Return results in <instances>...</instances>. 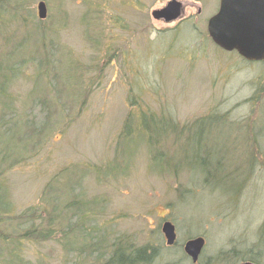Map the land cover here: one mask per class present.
Instances as JSON below:
<instances>
[{
  "label": "rangeland",
  "instance_id": "rangeland-1",
  "mask_svg": "<svg viewBox=\"0 0 264 264\" xmlns=\"http://www.w3.org/2000/svg\"><path fill=\"white\" fill-rule=\"evenodd\" d=\"M169 1L0 0L1 74H26L11 88L20 103L39 97L48 120L62 116L36 159L1 177L4 201L19 213L38 204L46 185L57 186L63 203L88 206L81 225L102 229L104 247L127 241L156 249L154 264H192L183 245L202 238L196 264L232 249L259 252L255 264H264V62H245L211 42L206 25L220 0H176L178 21L153 20ZM14 7L29 26H16L9 39ZM30 14L40 26H31ZM17 61L26 62L25 72L9 70ZM206 116L217 119L188 134ZM76 177L78 186L66 190ZM0 215V264L10 257L104 261L97 253L82 260L76 248L68 254L61 232L56 241L23 240L16 255ZM164 221L175 229L172 247L160 232ZM104 247L100 253L114 250Z\"/></svg>",
  "mask_w": 264,
  "mask_h": 264
},
{
  "label": "trees",
  "instance_id": "trees-1",
  "mask_svg": "<svg viewBox=\"0 0 264 264\" xmlns=\"http://www.w3.org/2000/svg\"><path fill=\"white\" fill-rule=\"evenodd\" d=\"M11 12L12 14L9 15V27L11 28L9 31V39H13L11 34H15L14 28H16V26L23 28L29 26L24 24L26 19L21 16V12L18 9L14 7ZM29 17L34 24L35 19L31 18V14ZM1 19L2 17H0V21ZM40 25V23H37L31 26ZM16 29L19 28L17 27ZM25 66L26 62L17 61L9 70H11V72H16L18 70L19 72L22 70L25 72L26 69H23ZM33 66L35 69V61H33ZM3 71L4 68L0 65V179L8 170L10 172L14 168L22 164H29L30 161L36 159V155L42 152L41 147L45 139L50 133L55 131L62 118L61 116L57 120H51V117V119L48 120V117H45V110L48 107L45 103L46 100H41L39 97L31 101L30 106L22 105L20 103L21 94L18 91L14 93L11 92V88L18 82L19 78H21V81L23 79L25 80L26 74H1ZM41 75L44 76V74ZM32 77L38 76L34 73ZM21 81H19V83ZM26 83L27 80L24 84ZM8 90L9 97L6 92ZM54 95L57 96V93L54 92ZM48 104L50 105V103ZM207 119H211L213 122V120L217 118L213 116L200 118L196 121L195 125L189 128L188 134L191 130H197V127L202 128V123ZM168 122L167 120V123ZM262 132L263 131L260 133V131H258L257 134L262 136ZM32 149L35 151L33 152ZM182 163L183 161L181 162L180 159L178 164L181 165ZM184 165L186 167L187 162L186 164L184 162ZM216 166L219 167L220 163H217ZM66 172L67 170L63 171L61 176L63 177ZM66 186L68 187H66V190L69 188L74 189L75 186H78V178L76 177L74 185L68 184ZM49 187L50 189L46 185V188L43 189L44 191L42 190L37 205L26 207L19 213H16L15 208H13L10 203L8 205L4 201L5 195L1 191V189H3V183L2 180H0V191L2 193L0 194V213L2 217L7 220L4 222L9 223V245L13 246L12 251L16 255L17 253L19 254L20 247L24 242L23 240H49L54 238L56 241L59 232H61L62 243L65 245L68 254H73L72 252L76 248L79 250L80 257H83L82 260H87L92 257L94 253H97L101 262L103 261L102 258H104L102 264H154L157 256L156 249L149 250L147 247H133V245L127 241H124V243H122V241H114L113 245L110 244L109 247H104L107 245V240L109 238L102 229H98L97 231L92 229L90 233L89 230H86L81 225V218L91 216L87 214L89 211L86 207L88 206L85 207L80 205V203L77 205L72 203L65 204L63 203L64 196H59L54 193L55 190L57 193L59 192L57 186L49 185ZM50 204H52L53 207L48 211V207L46 206ZM59 208L61 209L59 210ZM74 211L75 214H72ZM8 212L9 220L6 218L8 217L6 214ZM42 214H46L49 220L43 219L44 216ZM75 215L77 216L74 217ZM58 227L60 228L57 230ZM89 237L91 243L87 244V238ZM102 247L105 249H110L111 247L114 250L110 254L100 253L99 251ZM86 249L90 250L89 253L85 251ZM258 255L259 252H254L253 250L243 249L238 251L232 249L230 251L220 252L212 264H240L244 262L255 264L258 261ZM17 259L10 257L9 264H21V261ZM209 262L210 259L205 263L209 264Z\"/></svg>",
  "mask_w": 264,
  "mask_h": 264
},
{
  "label": "water",
  "instance_id": "water-1",
  "mask_svg": "<svg viewBox=\"0 0 264 264\" xmlns=\"http://www.w3.org/2000/svg\"><path fill=\"white\" fill-rule=\"evenodd\" d=\"M37 14L39 19L45 18L43 2L37 4ZM182 15L181 3L170 0L163 8L152 11L151 18L169 24ZM206 30L211 42L220 50L234 52L248 63L264 62V0H220L217 13L207 21ZM161 233L166 246L176 243L175 229L170 222H163ZM204 245L202 238L190 239L183 245V252L192 264L197 263Z\"/></svg>",
  "mask_w": 264,
  "mask_h": 264
}]
</instances>
